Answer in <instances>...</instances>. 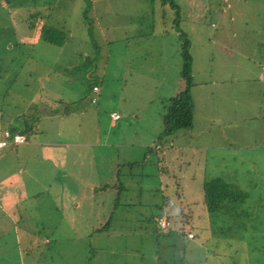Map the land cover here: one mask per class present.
I'll return each mask as SVG.
<instances>
[{
    "label": "rangeland",
    "instance_id": "obj_1",
    "mask_svg": "<svg viewBox=\"0 0 264 264\" xmlns=\"http://www.w3.org/2000/svg\"><path fill=\"white\" fill-rule=\"evenodd\" d=\"M49 28L66 33L62 46L43 40ZM184 47L191 61L196 59L194 67L206 71L202 80H217L218 74L226 80L210 87L220 120L211 119L216 113L205 111L212 106L204 99L206 118L194 129L203 145L211 143L208 151L217 161L208 159L203 146L189 166L182 165L170 144L189 143L186 130L159 137L166 100L185 88L180 76ZM93 85L101 93L94 95ZM86 103L91 110L76 113ZM13 108L25 111L27 122L38 129L43 124L38 118L51 109L71 112L70 119L56 126L73 129V141L90 139L86 127L97 112L105 126L109 113L118 111L123 129L136 122L156 133L152 145L160 150H152L153 165L148 162L141 168L152 191L148 188L144 198H133L139 185L131 182L128 195L138 208L127 212L122 207L117 215L126 221L116 223L121 225L113 239L116 262L264 264L261 176L262 182H256L264 172L259 162L264 159V0H0V116ZM78 128L85 134L75 132ZM225 141L241 145L234 151L248 159L247 177L254 179L243 184L248 197L242 202H225L209 213L201 205V182L222 170L213 164L228 154ZM241 163L246 164L245 158ZM7 168L0 165V175L7 176ZM35 172L34 191L47 180L40 168ZM7 188L13 191L16 186ZM157 207H164L171 228L187 215L190 224L185 226L194 238L157 231Z\"/></svg>",
    "mask_w": 264,
    "mask_h": 264
},
{
    "label": "crops",
    "instance_id": "obj_2",
    "mask_svg": "<svg viewBox=\"0 0 264 264\" xmlns=\"http://www.w3.org/2000/svg\"><path fill=\"white\" fill-rule=\"evenodd\" d=\"M194 62L196 59H192V85L189 88L194 104L193 125L186 130L190 140L179 145L170 142L178 150L182 165L188 166L197 159L203 146L210 161L217 159L212 150L208 151L211 143L203 145L195 138L197 131L194 129L206 118L202 115L206 107L202 105L204 99L212 106L211 109L206 107L205 111L216 113L211 119L220 120L215 110L217 101L213 99L210 87L226 83L222 74H218L217 80H202L206 71L195 68ZM257 77L262 79V73ZM100 90L94 95L101 93ZM88 107L90 104H80L75 112L85 113L87 109L91 110ZM50 112L38 118L43 121L39 129L34 122H27L25 111L13 108L12 111L1 112L4 129L0 130V140L4 131L11 132L17 127L31 129V133H22L27 136L24 144L0 148V155L3 154L0 165L8 167L7 176L0 175V264H121L116 262V252L112 247L113 239L119 235L115 228L121 226L116 223L122 224L126 219L117 215L122 213V207L127 208V212L130 207L138 208L131 203L128 195V191H132V181L136 180L139 185L133 198H144L148 188L152 191V186L146 182L148 175L141 168L148 162L153 165L152 150H160L152 145L156 133L146 131L144 124L136 122L131 123L134 126L131 129L127 127L129 124H125L123 129L124 125L118 124L122 120L118 111L109 113L105 126L97 112L96 116L91 114V126L86 127V131L91 133L90 139L73 141V129L56 126L61 119H70L72 113L58 112L57 109ZM113 113L119 115L118 120L111 119ZM76 131L83 133L84 129ZM143 135L146 138L139 137ZM224 148L228 154L219 158V164H213L222 170L208 176L228 180L245 191L243 184L254 179L251 178L253 176L247 177L251 173V165L246 157L234 151L241 148L240 144L225 141ZM261 148L259 146V150ZM168 154L167 151L166 156ZM242 158L246 160L244 166ZM259 162L262 171L264 159ZM36 168H40V174L47 180L41 181L38 190L34 191L37 183L32 177ZM13 174H16L17 180L13 179ZM260 176L264 185V172L259 173L256 182H262ZM30 181L32 184H29ZM14 185L16 189L13 191L5 189ZM122 198L126 202L122 203ZM145 206L149 204L139 203V207ZM110 225L114 227L110 229ZM106 249L108 252L104 254Z\"/></svg>",
    "mask_w": 264,
    "mask_h": 264
},
{
    "label": "trees",
    "instance_id": "obj_3",
    "mask_svg": "<svg viewBox=\"0 0 264 264\" xmlns=\"http://www.w3.org/2000/svg\"><path fill=\"white\" fill-rule=\"evenodd\" d=\"M67 39V35L62 30H57L54 28H49L45 31V36L43 40L51 45L62 46ZM183 66L180 71V76L185 82V88L179 91L175 96L170 97L166 100V105L164 106V114L162 116V132L159 137L162 136H171L179 130H189L193 125V111L194 104L193 99L190 94L189 88L192 85L191 83V56L184 47L183 50ZM94 85L91 87L93 90ZM98 87V86H96ZM99 89V88H98ZM93 92V91H92ZM96 102V101H95ZM93 104V103H92ZM57 113V112H55ZM31 129L25 128L21 130L19 127L11 129V134H21L28 133ZM25 136V135H24ZM26 141H27V136ZM151 151V150H149ZM202 190V206L209 213H214L222 204L225 202H236L240 203L243 199L247 198L248 195L246 192L242 191L235 184L231 183L228 180H225L220 177H214L210 179L203 178L201 182ZM256 199V198H255ZM259 201V200H258ZM164 207H157V212L154 214V226L155 229L161 233H171L172 231L179 235L180 237L185 236L187 239H193V233L187 229L185 225L190 224L187 218V215L182 216L178 221V226L175 228L172 227V222L170 217L167 216V219L170 222V227L168 230L163 231L158 226V221L164 213ZM107 224V223H106ZM107 226H105L106 229ZM188 234H192L193 238H188Z\"/></svg>",
    "mask_w": 264,
    "mask_h": 264
},
{
    "label": "built area",
    "instance_id": "obj_4",
    "mask_svg": "<svg viewBox=\"0 0 264 264\" xmlns=\"http://www.w3.org/2000/svg\"><path fill=\"white\" fill-rule=\"evenodd\" d=\"M98 87H93V93L98 92ZM96 99L92 98L91 103H95ZM111 119L116 121L119 119V115L116 113L111 114ZM26 143V137L21 134L12 135L9 131H4L3 138L0 140V148L5 147L7 145H19ZM158 226L163 229V231L168 230L170 227V222L167 219L166 213L164 212L163 215L160 217L158 221ZM188 238H193L192 234H188Z\"/></svg>",
    "mask_w": 264,
    "mask_h": 264
}]
</instances>
